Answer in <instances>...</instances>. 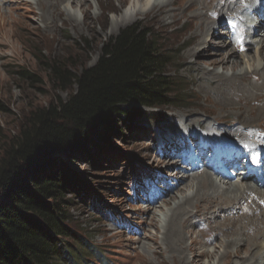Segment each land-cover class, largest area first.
<instances>
[{
  "label": "rangeland",
  "instance_id": "rangeland-1",
  "mask_svg": "<svg viewBox=\"0 0 264 264\" xmlns=\"http://www.w3.org/2000/svg\"><path fill=\"white\" fill-rule=\"evenodd\" d=\"M27 1H30L32 5L17 9V0H0L1 11L7 9L8 12L7 15L0 17V34L7 31L14 35L8 37V40H4V37L1 40L9 41L15 46L13 52H9L12 56L9 60H0V143L3 145L17 136L29 112L65 101L74 92V87L66 92L61 91L59 82L52 75L56 65L68 72L70 76L79 75L83 70L95 65L104 46L118 36L123 29L136 25L151 32L157 49L168 62L165 71L169 81L174 85L173 91L177 94L175 107L143 109L142 114L144 115L136 116L131 121L118 119L112 133L93 140V144L86 145L84 150L77 149V145L65 154L52 155L50 161L60 158L62 163L69 168L71 176H75L73 180L69 178L73 189V194L67 197L73 201L68 211L69 220L72 222L76 236L86 245L85 251L99 254L97 261L90 260L86 264H147V258L151 259V264H169L165 255L162 258L156 249L147 253L142 247L143 245H155L151 238L149 240L146 238H157L161 236V231L152 228L148 224L150 221L146 227L139 222L146 217L147 219L151 217L150 214L159 218L161 213H165L174 205L184 191L179 190L177 195H172L173 198L172 196L165 197L167 204L164 202L159 205L161 207L156 208V205H148L143 201L145 197L137 194V189L134 194V187L137 188L138 183L141 182L137 179L138 176L144 173H161V176L167 180L168 186L175 187L176 181L172 182L173 178L166 175L184 173L177 165L178 161L174 162L170 159L171 152L166 150L163 144L172 139V143L180 145V142H177L179 141L177 140L178 135L182 136L185 132L191 135L206 134L208 133L206 132L207 126L205 122L201 123L206 121L205 115L217 117L218 110L221 109V105L215 102L217 96L212 94L210 99L207 98L200 85L194 81L192 74L202 67L221 72L220 68L204 65L200 67L201 65L196 63L208 64V61L226 53L227 48L218 52L215 50L218 48L216 42L220 40L218 33L224 29L227 19L220 22L216 28L215 38L208 37L207 45L209 46L205 47L208 50L200 56L197 54L188 56L186 51L193 46L185 44L186 39L182 35L198 24L191 20L190 13H187L178 24L167 28L161 27L148 18L138 16L127 25L120 27L115 33L111 34L108 28L107 33L102 34L96 40L86 29L69 26L64 30L58 29L52 32L53 34L43 33L44 25L35 18V14H40L41 10L36 7L35 0ZM128 1L123 11L129 15L136 1ZM120 6L118 0H90L89 11L97 16L92 23L94 29L100 30L102 25L107 26L118 19L119 14L110 9ZM175 6L173 5L171 9L177 11ZM6 19L12 21L10 26L4 25ZM60 23V21L57 23L59 27ZM259 39L261 36L255 39L254 43L259 42ZM254 49H257L256 44L253 46ZM254 52L249 55H254ZM239 54H241L240 51ZM244 60L246 62V59ZM197 73V75L202 74ZM224 91L225 89L221 88L216 93L221 95L225 93ZM222 101L238 105L235 99L227 98L225 95ZM127 109L134 112L138 110L135 105H130ZM180 113H196L201 117V122L193 124L192 130H186L187 128L178 122L177 118ZM145 114L151 118L145 117ZM225 115L220 118L223 119ZM231 120L226 122L225 118L219 121L222 124L218 125L224 129L220 132L219 130L211 132L217 134L219 138L233 140H241L250 133L255 136H264L262 123H252L251 127L246 130L245 127H241L239 129L241 136H239L232 129L235 124ZM121 127L122 130L119 133L118 129ZM162 133L161 138H157L156 134ZM237 182V179L233 180V183ZM218 183L223 185V182ZM186 184L187 181L182 186ZM151 196L153 193L146 199ZM149 206L153 208L151 212L147 210ZM212 206L213 203L205 201L198 206L187 207L197 211L211 210ZM143 228H147L143 237L145 242L136 243L138 237H142ZM190 232L191 238L196 240V248L198 251L202 250L197 235L191 230ZM238 254L245 256V248L240 249ZM225 260L229 261L226 256L223 257V261ZM207 262L208 260L203 258L200 263Z\"/></svg>",
  "mask_w": 264,
  "mask_h": 264
},
{
  "label": "bare ground",
  "instance_id": "bare-ground-1",
  "mask_svg": "<svg viewBox=\"0 0 264 264\" xmlns=\"http://www.w3.org/2000/svg\"><path fill=\"white\" fill-rule=\"evenodd\" d=\"M17 1V9L32 5L27 0ZM118 1L121 6L111 7L110 10L119 14V18L107 26L102 25L100 30H95L92 25L97 16L89 11L90 0H35L36 7L41 10L40 14H35V18L44 25L42 32L45 34L58 29L64 30L69 26L70 28H84L97 40L99 36L107 33L108 28L111 34L115 33L120 27L127 25L138 16L148 18L161 27L167 28L178 24L187 13H190L191 20L198 24L182 35L186 39L185 44L193 46L186 51L188 56L195 54L200 56L208 50L205 48L209 46L207 45L208 37L217 36L215 30L220 22L234 17L237 20L243 18L246 22L249 18L247 24L253 28L248 29L253 32L249 30L244 32L246 40L242 44L243 54H239V48L234 47L238 43L231 44L226 32L221 31L218 33L220 40L216 42L218 48L215 51L227 48L226 53L223 55L218 53L220 54L218 58L208 61V64L196 63L201 65L200 67L204 65L220 68L221 72L202 67L192 74L194 81L200 85L207 98L210 99L212 94L217 96L215 102L221 105L217 117L205 115L206 121L201 122V117L196 113H180L177 119L182 126L187 128L186 130H190L193 124L205 122L207 137H212L211 135L214 134L212 130L220 132L224 129L218 124H222L219 121L225 118L226 122L233 119L231 122H234L235 126L232 129L239 136H241L239 130L241 127H245L246 130L251 127L252 123H262L264 126V23L260 22L264 21L263 3L259 4L258 0L256 1L258 4L254 0H145V3L143 0H135L133 10L128 15L123 8L129 1ZM173 5H176L177 11L171 9ZM7 14V9L2 11L0 9V17ZM58 21L61 22L60 27L57 25ZM10 24L12 21L4 20V25L10 26ZM13 36L7 31L0 34V60H9V57H12L9 52L15 49L13 43L2 41V37L8 40V37ZM259 36H261L259 42L254 43ZM254 44L257 49L253 50ZM253 52L254 55L250 56L249 53ZM197 72L202 74L197 75ZM221 88L225 89V93L219 95L216 92ZM223 95L235 99L238 105L223 102ZM211 101L214 102V100ZM223 115L225 116L221 119ZM253 136L255 135L251 133L245 135L249 139ZM254 169H256L255 166ZM166 176L172 177V182L176 181L175 189L167 191L169 193L167 196H175L179 190H183L184 193L180 194L174 205L165 213H161L159 218L150 214L151 217L147 219L145 216L146 219L143 218L144 220L139 222L146 227L150 221L148 224L152 228L161 231V236L157 238H146V240L151 238L155 242V245L142 246L147 253L156 249L162 258L165 255L169 264H264V188L261 189L256 183L247 182L240 172L237 174V183H233V178L223 180L208 172L174 173V175L167 174ZM186 181L187 184L182 186ZM217 181L223 182V185ZM246 182L247 184H243ZM179 186L182 188L177 189ZM165 200L166 198L161 203L158 201L159 204L158 202L155 204L156 208L164 204L167 201ZM205 201L213 203L211 210L195 211L187 207L198 206ZM147 210L150 211L153 208L149 206ZM190 230L197 235L200 241L202 248V250L199 249L200 252L196 248V240L191 238ZM146 232L147 228L143 230L142 237H138L136 243L144 241L143 237ZM242 248L246 250L245 256L238 254ZM224 256L229 261H223ZM203 258L208 262L200 263ZM146 260L147 264H151V259Z\"/></svg>",
  "mask_w": 264,
  "mask_h": 264
},
{
  "label": "trees",
  "instance_id": "trees-1",
  "mask_svg": "<svg viewBox=\"0 0 264 264\" xmlns=\"http://www.w3.org/2000/svg\"><path fill=\"white\" fill-rule=\"evenodd\" d=\"M167 65L152 33L134 25L110 40L95 65L79 75L53 68L61 91L74 87V92L29 112L17 136L0 143V264L97 261L99 254L85 251L69 220V178L75 176L60 158L50 161V156L77 145L84 150L112 133L118 119L131 121L144 115L143 109L175 107ZM130 105L138 110H128Z\"/></svg>",
  "mask_w": 264,
  "mask_h": 264
}]
</instances>
